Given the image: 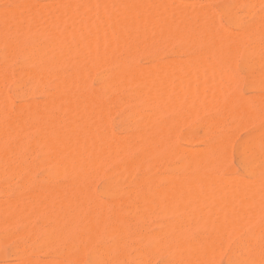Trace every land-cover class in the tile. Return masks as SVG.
Wrapping results in <instances>:
<instances>
[{"label": "bare ground", "instance_id": "1", "mask_svg": "<svg viewBox=\"0 0 264 264\" xmlns=\"http://www.w3.org/2000/svg\"><path fill=\"white\" fill-rule=\"evenodd\" d=\"M172 1L173 0H56V2L54 1L55 2L54 4H52L51 2V6L52 5L54 6V7L52 6L53 9L50 8L51 6L49 2L44 3L45 5L44 4L41 5L42 4L41 2L33 1L34 3H38V4L41 3L40 4L41 6L35 7V4H32V8H31L32 10H31L29 9L30 8L29 5H31L29 0H10L13 6H10V8L9 7L7 8L6 6L5 8L7 9L1 7L3 8V10L0 9V25L2 22L1 26L2 27L6 26L7 24H5V21H7L6 23L9 22V24H11V27L9 25L8 28H5V31L2 30L5 33H1L2 31L0 32L2 34V35L0 34V44L4 45L5 47L4 48L2 46L4 48L3 53H1L2 56L6 49L7 52H5L4 55H6L8 52L10 53L9 55L10 57L12 55L11 53L13 54L15 53V55L20 54L21 58H22V54L25 58H26L25 55H28L27 59L26 60L24 59V61L25 62L27 61L28 63L32 60L30 64L32 62H38V63L40 62L41 63L40 69L41 68L46 69L52 66L55 69L56 67H59L61 68V70L59 71L57 70L58 74L55 72L58 75L54 79V80L57 79V81L53 82L56 84V86L55 84H53L54 87H56L54 88L56 91L54 92V90L53 91L51 90L53 93L50 94V97L48 95L49 99H46L47 101L46 102L44 101V104L42 103V106L40 108L36 106L37 104L35 105L32 104L31 107L25 111L19 110L15 113L14 112L10 113L11 109L9 110V108H7L8 107L7 104L9 103L10 100L6 96V91H5L6 89H1L2 86L0 87V175H8V176L16 177V174H22V176L24 174L25 176L26 173H30V171H32L31 170L32 165L30 166L29 163L24 161L25 158L23 157H24L25 150L22 151V149L26 148L25 145H27L26 144L27 141L30 140L32 137V139H34L35 142L33 140H30L29 142L31 143V145H32L31 141H33L36 144L38 143L39 146L41 147L37 149L38 151H40L42 148L48 152L49 150H51V152H49L51 154L49 153L45 154L48 159L46 160L51 163V166L53 165L52 169L54 168L52 171V174L51 172L49 173L51 174L50 176H53V177L66 176L69 178V180H67L68 183H66L67 185H61L60 183V185L57 186L54 184V181H53V184L55 186H52L48 184L50 182L44 183V184L42 182V185L39 187L40 191L37 190L36 192L31 187V190L34 191L33 194L31 193L32 194L31 199H28L30 198L29 196L30 194L25 195L26 196V199H24L25 201L21 199L20 197H17L18 196L17 195L16 198L15 197H13V199L9 198V200L11 201L9 202L6 201V203L3 205L0 204V221L2 220L3 223L5 222L6 226L8 224L10 225L9 222H11V220L14 219L15 217L16 218L29 217L30 219H33L31 218L30 213L32 214V216H35L36 214L39 215L42 213L43 215H40L41 218L44 216L45 218L43 219H46V218L48 220L51 219L50 221L53 222V225H51L49 228L48 226L51 223L50 224L47 223L48 224V225L46 224L47 227L44 226V228L46 227L48 230L50 229L49 231L46 230V228L45 229L39 228L40 230L44 229L48 232V235H46L47 234L46 231H45L46 234H44V236L46 235V237L44 238L45 239L44 244H46V246H50L51 244H55V243L57 244V242L59 241L62 242L65 239H74V240H79V242L80 241L82 242L80 243L79 248H81V246L82 248H87V247H92L95 240L101 237L103 238V236H109L113 238V240H111L110 242L112 241L113 242L109 245H100L99 248H101L102 251L103 249H114L115 250V248H118L120 250L121 247L125 244L126 238L128 237L130 232L134 233L135 238H139L140 236L139 233H141L140 231H136L137 227H133L134 218H131L130 216L126 215L125 210L122 209V203L123 202L125 203L126 201L128 206H130L133 209H136V210L141 209L143 212L146 211L148 213L157 212L155 214V217L156 215L158 216V213L160 212L161 214L164 213L163 217L165 216V213L166 215L170 214V216L171 215L172 217L174 216L173 218L170 217L169 218L170 220L168 218H167L168 220L167 219L163 220L164 221L163 223L161 221H158L159 220L158 218L157 219V223L159 222L158 227L162 226L161 229L160 228H158L159 230L157 229V231H159L157 235L152 234L153 232H156V231H152L151 234L148 236L152 237V235L154 236L156 235L157 237L155 239L156 240L158 239L157 241L161 240L160 236H163L162 238L166 237V240L167 238L170 239L171 241L170 240L169 241L172 242V246L177 248L176 249L177 251L180 250L181 252L183 251V253H185V255L182 253L180 254V251L179 253H177V251L175 250V253H177L178 255L175 253L170 254L173 257H175V255L177 256L180 255L179 264H201L199 262H202V260L204 263L207 262L205 264H210L211 262L213 264L216 255H219V252L221 254V251L223 250L222 245L223 244L225 245L227 240L230 239L229 236L232 237V235L235 234L237 230L242 228L241 226L244 225L245 223H247L248 225V222H250L251 224V219L253 218H255V220L256 218L257 220L258 219L259 220L258 222L256 221L257 223L251 226L247 236L250 240L253 241L250 244L252 247H255L254 250H256L261 245L260 243L264 235V223H263V220H264V184L261 182V180L264 181L263 180L264 179V158L261 159L260 153L262 149L264 148V118L262 117L259 118V112L256 111V108L258 107L256 105L252 103H247V101L246 102L242 101L241 98L237 95V93L233 92L234 93L233 95L232 94L226 95V93H224V88H227L226 84L231 83L233 81L232 70L234 71L233 63L237 62L236 59H238L240 62V64L238 65H241V68L243 66V68L251 76H253V79H256L259 82V80L264 78V65H263L264 63L262 64V61H261V58L264 59V51H261L259 48H257V46H254L255 45L253 44L254 42H252V45H251L252 40L249 38L250 33H249L248 27L241 28L242 33L240 34V36L243 35V37L242 36L239 37V35L236 36V33L235 34L234 32L231 33L229 29H227V31H226V28L224 31H223L224 28L221 27L220 29L216 21V18H215L216 15L214 14L213 10L211 11L212 8L209 10L208 8L210 7L208 6L202 7V5L199 8V5H198L199 2L196 1L198 4L196 3V6H195V2L192 3L193 2L192 0H191L192 4L189 3L190 0L185 1L186 3L190 4V6L188 7L187 5L189 4L186 5L185 3L184 5L183 0H182L183 2L178 0L177 1L178 3H176L175 0H174L175 2L173 3ZM234 1L236 4L243 2V0H234ZM245 2H247V0ZM260 2L261 0H251V2H249L246 8H248L249 6L252 7L254 4L260 3ZM33 5L36 8L35 10H33ZM48 5L50 6L49 8L46 7ZM27 6H28L27 10H29L30 12L26 11ZM55 7H58L60 11L56 10L57 13L55 12L54 14L53 10L55 9ZM230 8L231 7L228 8L224 4L220 7L222 14L225 16V18L229 20H231L230 19L231 17ZM244 11L246 10L244 9ZM215 13L217 14V12ZM254 15H257V14H254ZM106 18H108L107 21H105ZM233 20L236 22L235 19ZM231 22L233 21H230V23ZM35 24L38 25V30L36 29L37 26ZM235 24L238 25V23H235ZM257 29H258V35L260 36V38L264 39V29L258 26H257ZM35 34L36 35L39 34L44 37L43 38L41 36L42 38H40L42 39L41 42L46 43L44 46L43 45L41 46L40 44H38V42H40V40L37 39L39 35L38 37L35 38L34 36ZM225 34L230 35L231 36L230 39L226 38L227 36H225ZM233 35L236 36V39L231 40L233 39ZM33 38H35V40L37 39L38 42L37 41L34 42ZM179 39H182V41L183 40L186 41V43H189L190 45H193V46L196 45L198 47L196 53L194 51L193 52L194 54H192L190 57L189 55H187V60L185 59L186 60L185 62H183L184 59L182 60L179 59L183 63H179L178 60L177 62H175L174 60H176L177 58L176 59L174 58V60L172 59L174 62L171 60L173 62V63L171 62L172 64H169L170 61H168V63L166 62L163 63L164 62L163 60L162 62L156 61L157 63L154 61L155 62V63L153 62L154 65H151L150 63L148 67L145 66L146 69L143 68L141 70L142 66H140V69L135 67L132 61V58L133 56H135V53L138 52L139 49L143 50V49L150 48L149 50L151 49L153 50V48L157 46V44L161 45V43L166 42L165 44L167 45L169 43L168 41H172L173 43L174 40H178L177 42H179ZM227 40H231V42L233 41V43L231 45H227V42H229ZM182 41L180 40V42ZM143 53H144L143 55L147 54V53L145 54V52ZM149 53H153V51L152 52L149 51ZM28 57H30L31 60H29ZM4 58L5 60L6 58L8 59L7 56ZM73 60L76 61V65L73 66L72 69L69 67L71 70L66 71L68 69H65V70L62 69L66 67L65 65L70 64V61H73ZM6 61H4L3 63L5 64L8 63ZM10 62L12 63V61ZM101 62H102V66L106 64L109 65L106 68L110 67V72L108 70L110 74L103 84L105 89H103L102 91L96 92L97 90L94 91L88 86V76L92 75V72H93L92 70L95 66L96 67L101 66L100 65ZM38 63H36L37 65L36 64L35 65L39 67L40 63L39 64ZM103 63L105 64L103 65ZM97 64L100 66H98ZM32 65H34V63ZM23 67L25 68L24 63H23ZM120 67H127L128 69L126 68L125 72H119L121 70ZM15 68L17 69L16 66ZM95 68H94V71L97 70ZM2 70L0 67V84L3 80L8 79V77L5 76V73L3 75ZM246 71H244V73ZM37 72L39 73V71ZM90 72L91 74L89 75ZM42 73H39V74L34 73V77L30 75L31 73L29 74V76H31L32 79L35 78L34 80L37 83L36 82H33V83L34 84L36 83L37 84L36 86H38V84H42L43 82H45L46 78H49L48 76L44 78L46 75H43ZM6 74L8 73L6 72ZM17 74L15 75L17 76ZM46 74L49 75V73H46ZM56 74L53 77H55ZM216 76H218L219 78L222 76L221 81L217 79L218 80L217 82L214 79L216 78ZM9 77H10V74H9ZM12 77H14V75ZM97 77H101V76H97ZM209 78H210V81H208ZM222 78L225 79L224 82L227 81L226 84L222 82ZM50 79H53V78H50ZM95 79L96 77L93 80ZM98 79L100 81V78ZM211 79L213 80V82ZM9 80L10 78L8 80H5L6 81L5 83H7V81L9 83ZM245 80L247 81L246 78ZM49 81H48V84L50 86L51 84ZM235 81L237 82V80ZM249 81H250V78H249ZM89 83H90V79H89ZM207 83L211 87H208ZM17 84L20 85L21 83L19 84V82H17ZM1 85H3V87L4 86L6 87L7 84L5 85L2 82ZM229 85L231 86V84H228V87ZM41 86L43 85H40V87ZM262 86L264 85L262 84ZM15 87H16V84H15ZM257 87L258 86H255V88ZM41 89H39V91ZM111 89L116 90L115 92H113V94L114 93L116 94L117 91H121V92L124 91L125 96L123 97V99H125V101L134 100L133 102H131V106L133 109L132 116L134 118L135 117L134 113L139 114L138 118L142 119L141 121L137 120L138 123L140 122V129L135 135L128 134L129 136L123 137L121 139H117V137L119 138V136H116L114 138V135L113 137L109 135V133L111 134V132H109L108 130H111V129H109V127L107 126L108 125L107 116H111V115H108L106 113V110L109 112V109L105 110L104 103L106 102L105 92H108L109 90L111 91ZM29 91H30V88H29ZM121 92L116 95L121 94ZM28 93H26V95ZM48 93L49 92H46V94ZM123 94H121V97ZM103 95H105L104 103L102 100ZM119 98L117 102H119L120 100ZM112 99L116 100V98H112ZM123 99L121 98L122 100L121 104L122 102H124ZM216 102H218L222 106L223 113H228L229 115H232L238 122H242L241 126L246 123H255L256 120L258 121L259 119L256 125L257 126V130H255L256 133L252 136L250 134L251 136V137L249 136L250 138L242 141V143H239L237 150H236L240 157V161L238 159L241 165L240 167L243 168V169L241 168V170H244V172L247 173L250 177H252L253 180H251L250 178L247 180H244L246 178L244 179L240 178L239 177L240 175L238 177L237 176L234 177L233 175L235 174H229L231 176H228V175L222 176V173L220 174L219 168H220V165L222 164V161L224 162L225 159L229 160L228 158L229 141H228V136L226 135H228L227 133L229 132V137H231L230 133L232 132L230 130H227L226 134L223 135V133L225 132L222 131L223 132L222 135L218 137H212L211 136L213 134L212 130L209 131V129L207 128L208 130L205 129L204 135L211 136L214 140L212 141V143L210 142V146L208 145L209 143H207V146H209L207 150L205 147L202 148L201 146H199V148H202V150L203 149L206 150V152L203 151L204 152L203 154L202 150H199L198 147L196 146L195 151L197 152V156H198L196 157L195 155L196 152L193 149L194 147L192 148V150L195 153H192L193 151L192 152L190 151L188 152L187 150L185 151V149H187L188 146H186L185 148L183 146L184 148L183 151H185V153L187 152L189 155L193 154L195 158H191L192 156L191 157L189 156L190 158L186 159L185 161L184 158L187 157V154L185 156L182 153L185 156L183 157L184 162L182 166L181 167L179 166L181 165V163H178L179 161L177 162L178 164L174 162L175 165H177L178 167L175 166L174 164H173L174 166H172L171 164V168L173 170H174V167L175 169L180 167L182 170L186 172V173L184 172L185 175L182 173L184 175L183 177H181V175H178L176 173L175 175H178L180 177H177L174 175L172 176L173 173L171 174V176L169 173H167L169 176H167L166 173H165V176H163L162 174V176L164 177L165 184L163 183L164 185L162 187L161 186L155 187V186H152L153 184L151 183V180L146 176L147 174L146 175L143 174L139 178H137V180L133 181L134 190L133 192H131L130 190L132 195L130 194L131 197L128 200H127L128 197L126 198V200L122 199L123 202L120 199L113 200L112 202H110L111 205L113 206L110 213L109 212L103 213L102 209L105 208L104 207L105 205H100L102 200H98V202H96L97 200L96 198L98 195L96 196L95 193L92 194L90 192V188L88 187V183H87L91 181V180L88 181V179L90 176H92L91 174L94 170L97 169L95 171L96 175L100 171L99 168L92 169L93 167L94 168L95 166L104 167L107 164H110V165L112 164L114 166L113 173H114V170L120 171L122 169H125V171L131 172V174L132 173L134 174L136 170L137 171L142 170L144 167H147L148 169V167L149 168L153 167L154 164H157V163L162 164L167 161L169 162L168 159L173 154H176L175 152H177L175 148H174L175 151L173 150V146L175 145V147L178 150V147L174 143L175 132L177 130L176 124L177 123L179 124V121L182 122L183 118L184 119L189 118L187 117L188 115L191 118L189 119L192 120V117H191L192 113L194 116L196 111L199 112L198 110L200 109H202L203 111L206 108H210L212 104L215 103L216 105ZM106 103L109 104V101ZM57 104H61V107L60 105L58 106ZM220 105H217V106L220 107ZM214 106L212 107L214 108ZM129 109L131 110L130 105H129ZM214 109L217 110L216 108ZM202 111L200 112V114L202 113ZM167 112L174 113L175 116L172 115V118H171L170 113H169L170 120L168 121L161 120L160 117L164 115L165 113L167 114ZM126 113L128 114L127 111ZM198 115L196 114V116ZM196 116H194L193 118H195ZM131 119L132 118H130V121H132ZM189 119H187V121ZM211 120L212 119H210V121ZM137 121L135 123H137ZM219 121L220 119H216L215 117L212 123L215 124L217 122L216 124H218ZM182 124L184 123L182 122ZM239 124L240 123H238V126ZM179 125L177 126L178 129H179ZM28 126L31 127L30 129H33L32 130L33 135L29 134L28 131H26V128ZM208 126L210 127L209 123H208ZM244 126H247V125H244ZM174 127L176 128V130H174ZM188 128H191V126ZM196 128L197 127H195V129ZM240 128L242 129V127L240 126L237 127L236 129L240 130ZM247 130L250 131V129H247ZM233 135L234 133L232 134V136ZM179 137H180V140L185 141L181 139V137H183L182 133H181V136ZM186 138L190 142L192 141L195 142L194 140H196L195 136L192 133L189 135H186L184 139ZM229 139H232V138H229ZM187 142L185 141V143ZM235 142L237 141H234V143ZM179 146H181V144ZM32 148L33 150L35 149L33 146ZM28 149H30V147H28ZM31 150L32 149H30V153L33 151ZM181 150H180V153H181ZM198 151L202 152L201 155H200V152ZM28 155L26 154V157ZM45 155H40V158L41 156L46 158ZM28 159H25V160H28ZM35 160L38 161L37 159ZM42 162L45 163V160ZM45 165L46 164H44V166ZM36 166H37V163H36ZM108 166H105L104 169L107 168ZM161 166L162 165H160V167ZM36 168L38 169V167ZM168 168H170V165L168 166ZM227 169L228 171H230L229 170L230 168H227ZM245 173L244 175H246ZM94 175L95 174H93L92 176V180L95 177ZM111 175H109V177ZM125 175L127 176V173ZM125 175L124 177H126ZM162 176L160 175V177ZM47 177L46 178L44 177V179H46V182L47 180L50 179V177L49 179ZM57 177H55V179ZM113 177H115V175L112 176V178ZM26 178L25 180H28ZM96 178H94V180H96ZM112 178L110 177L109 179L113 180L114 178L113 179ZM129 178L130 177L128 178L126 177V179H129ZM115 179L118 181L119 178L117 177ZM6 180L8 181L9 179L7 178ZM248 180H251V181H248ZM103 181H105V183H102L103 185L100 182L101 187L105 185V187L103 188L100 187L101 190L103 189L102 190V192H104L103 195L104 194L105 195L108 194L106 196L116 195L117 189L115 186L112 185L114 184L113 183L114 181L112 183H109L108 185H106L107 179L102 180V182ZM108 182L110 181L108 180ZM55 183L57 184V182ZM133 183L131 182L129 184H133ZM90 184H92V181ZM92 185L90 186L93 187L94 185L93 186ZM119 185H123V184H121L120 182ZM86 186H87V190L89 188V191L85 190ZM22 187H25V183L22 184ZM132 188L130 187L129 189H132ZM15 190L16 189L13 188L14 192ZM19 190H21V187ZM28 190L29 189H27V191ZM91 190H93V188H91ZM86 191L89 194H86ZM19 192L21 193V191ZM30 192L32 191H29V193ZM98 192H101V191L98 190ZM90 193L94 195V197H96L95 198L96 200H94V198L92 199L91 202L90 200H88L90 197L91 198L93 197L90 195ZM127 194L128 192L126 191V195ZM86 196L89 198L87 199ZM101 199H103V197ZM39 207L41 209V212H40ZM123 208H126V207H123ZM38 209L39 211H37ZM126 209H128V207ZM33 210H36V213ZM129 211L132 212L130 208H129ZM143 212H140V214ZM126 213H128V211H126ZM133 213L131 215H134V216L139 215V214L135 215L136 213L135 214ZM150 215H151L150 216V219H151L152 214ZM40 216H37V218L39 217L38 218L39 221H40ZM29 218L26 219L27 223L25 224L26 222L25 220L22 225V228L24 227L23 230L24 232H26V234L31 233L32 231V228L28 224V221H30ZM141 219H142L141 221H143L144 217L141 216ZM145 219H144V222H145ZM191 219L194 221V223L197 226H195L193 221L192 223L194 225L190 224ZM43 221L44 220H42V222ZM15 222H16V219H15ZM20 222L21 220L19 221V223ZM3 223L1 222V224ZM12 225L14 226V224ZM40 225L41 223H39L38 226ZM198 225H199V228H201L200 226H202L203 229H205L204 231H206V233L205 234L202 233L203 236L201 237L199 235L200 238H193L192 237L193 235L191 234L190 230L193 226L198 227ZM143 226L145 227V225ZM249 226L250 225L247 226V229ZM244 227L245 226H243V228ZM138 229L140 230V228ZM6 232L7 231H5L6 235L4 234L5 237L7 235L10 236L9 234H7L8 232L7 233ZM243 232L246 233L245 230ZM0 234L1 236H3L2 235L3 233H0ZM31 234H33V231ZM141 235L143 234L141 233ZM134 236H133V239H134ZM140 237L146 238L145 236H140ZM159 237H160V240H159ZM194 237L196 236L194 235ZM6 238L8 239V237ZM244 238L242 237L243 241H244ZM25 240L26 242H28L27 239ZM156 240L154 242H156ZM166 240H164V243H165L164 245L167 244ZM36 241L39 242V239L36 238ZM150 241H152L151 244L153 246L154 244L153 239ZM140 242H142V240ZM146 242H142V243H146ZM3 243H4L3 237H0V249ZM158 243L159 242L156 243L157 244L156 246H158ZM162 243L163 242H161V244ZM235 243L236 241L234 242V244ZM247 243L249 244V242ZM12 244H14V242ZM44 244H43V248H44ZM59 244L61 243L59 242ZM248 244H246V247L248 246ZM15 245L18 246L19 244L17 243V244H14V246ZM72 245L74 246V244ZM235 245H234V248H235ZM129 246H134V243L132 245L129 244ZM156 246L154 244V248H156ZM169 246L171 247V245ZM169 246L165 248L169 249ZM65 247L66 245L64 246V248ZM142 247L141 249L139 248L138 249L142 250ZM16 248L14 250H16ZM79 248H77L78 249L77 251H79ZM97 248L98 247H96V249ZM159 248L157 249L159 250ZM219 248H221L222 250ZM234 248L232 249L234 250ZM242 248L244 249V246ZM17 249H19V247ZM94 249H95V246H94ZM147 249H150V246ZM147 249H144L143 252H145V250ZM218 249H219V252H218ZM245 249L248 250L247 248ZM152 250L155 251V249H152ZM240 250L241 249H239V252ZM262 250L263 248H260L259 251H262ZM53 252H56V251H53ZM118 252L119 251H117V253ZM136 252H139V251L136 250L135 253ZM166 252L168 251L166 250ZM235 252H236V249H235ZM17 253L15 255L16 257L20 255L19 253L18 254ZM32 253L34 252L31 251V254ZM97 253H98V250H97ZM151 253L152 252H150V254ZM226 253L227 255L230 254L229 252H226ZM68 254L70 253L68 252ZM102 254L100 251L99 255H102ZM114 254H116V252ZM191 254L192 255L196 254V255L192 256ZM197 254H199L198 255L199 257L202 256L203 258L202 257L199 258ZM21 255L18 257L21 260L20 261L18 259L19 264H38L37 260L35 261L34 259L30 257L21 256ZM72 255L75 256V252ZM85 255L88 256L91 254L90 253L88 254L86 252ZM183 255L185 256V258ZM208 255L211 259L208 258ZM210 255L211 256L214 255V258H212ZM224 255L226 256V254ZM104 256H107V255L104 254ZM139 256L137 255V257ZM148 256H149V253H148ZM230 256L229 257L227 256L229 258V259L227 258L228 260H230ZM78 257L79 255L77 256V258ZM96 257L97 256H95L94 258ZM140 257H142V254ZM182 257L183 259L181 260ZM191 257L192 258L194 257L195 259L198 258V262L197 260H195L194 258L192 259ZM122 258H126V257H122ZM122 258H121V261H122ZM233 258L231 262L233 261ZM100 259H102L101 256H100ZM113 259L111 258V260ZM132 259H134V257ZM142 259L144 258L142 257ZM206 259L207 260L210 259L209 263L208 261H206ZM54 260L56 263L59 262L57 258ZM102 260L105 261V259H102ZM138 260L139 258L136 259V261ZM49 261L50 260H47L45 262L39 261V263L44 264L47 262L49 264ZM85 261L86 260H84V263ZM140 261H141V258H140ZM148 261L144 262L143 264H146ZM238 261H237V264H238ZM51 262L52 260L50 261V263ZM93 262H95V264H98L96 260ZM64 263L69 264L66 261L65 262L62 261V264ZM241 263H244V262H241ZM257 263L259 262L257 261ZM51 264H54V263L52 262ZM132 264H135V262L134 263L132 262ZM227 264H231V263H227Z\"/></svg>", "mask_w": 264, "mask_h": 264}, {"label": "rangeland", "instance_id": "2", "mask_svg": "<svg viewBox=\"0 0 264 264\" xmlns=\"http://www.w3.org/2000/svg\"><path fill=\"white\" fill-rule=\"evenodd\" d=\"M32 1V2H31ZM35 1H37V2H41L40 4L41 5H43L44 3H47V2H49L50 3V6H51V2H52V4H54L55 2H56V0H54V1H52V0H29V2L31 3V5H29L30 6V8L29 9H31L32 8V4H35V7H40L41 5L40 4H38V3H34ZM176 1V3H178L177 1L178 0H175ZM174 0L172 1V3L173 2H175ZM179 1H182V0H179ZM184 1V2H183ZM182 2L184 3V5H185V1H189V0H183ZM193 2L192 3H194L195 2V6H196V3L197 2H199V8H200V6L202 5V7L203 6H208V7H210V8H208L209 10L211 9V11L213 10V12H214V14L216 15V17H215V15H214V17L216 18V21H217V23H218V25H219V27H220V29H221V27L222 28H224L223 29V31L225 30V28H226V31H227V29H229L230 31H231V33L232 32H234V34L236 33V36L237 35H239V37H243V35H241L240 36V34L242 33V31H241V28L242 27H248L249 28V38L252 40L251 41V45H252V42H254L253 44H255L254 46H257V48H259L261 51H264V39L263 38H260V36L258 35V29H257V26L258 27H261V28H263L264 29V0H261V2L260 3H256V4H254L252 7H248V8H246L247 6H248V4H249V2H251V0H247V2H245L246 0H243V2H241V3H235V1L234 0H192ZM197 1V2H196ZM176 3H174V4H176ZM189 3L190 4H192L191 3V0L189 1ZM189 3H186V5L187 4H189ZM190 4L189 5H187V7L188 6H190ZM221 4V5H220ZM225 5V6H227L228 8L229 7H231L230 8V19L231 20H229V19H227V18H225V16L222 14V12H221V9H220V7L222 6V5ZM229 4V5H228ZM234 4V5H233ZM263 4V5H262ZM9 5V6H8ZM38 5V6H37ZM45 5V4H44ZM220 5V6H219ZM231 5V6H230ZM245 5V6H244ZM7 6V8L9 7L10 8V6H13L12 5V3L10 2V0H0V9H2L3 10V8H5ZM49 5L48 6H46V7H50ZM53 6V5H52ZM52 6L50 7L51 9H53L52 8ZM56 6V5H55ZM59 6V5H58ZM113 6V5H112ZM233 6V7H232ZM1 7H3V8H1ZM34 7V5H33V10H35L36 8ZM54 7V6H53ZM60 7V6H59ZM7 8H5V9H7ZM61 8V7H60ZM218 8V9H217ZM236 8V9H235ZM28 9V6L26 7V11H29V10H27ZM219 9H220V11H219ZM244 9L246 10V11H244ZM248 9V10H247ZM252 9V10H251ZM32 10V9H31ZM56 10H59L60 11V9L58 8V7H55V9L53 10L54 11V14H55V12L57 13V11ZM62 10V9H61ZM215 10V11H214ZM30 12V11H29ZM50 12H51V10H50ZM215 12H217V14L215 13ZM242 12V13H241ZM249 12V13H248ZM255 12H257V13H255ZM61 13V12H60ZM234 13V14H233ZM245 13V14H244ZM247 13V14H246ZM236 14H238V15H236ZM243 14V15H242ZM254 14H257V15H254ZM212 15H213V13H212ZM223 15V16H222ZM241 16V17H240ZM257 16V17H256ZM224 17V18H223ZM257 18V19H256ZM233 19H235L236 20V22L233 20ZM108 20V18H106V20L105 21H107ZM224 20V21H223ZM230 21H233V22H231L230 23ZM254 21V22H253ZM7 21H5V24H7L6 26H4V27H2L1 25H2V22H1V29H0V32L3 30V31H5V28H8L9 27V25H10V27H11V24H9V22L8 23H6ZM238 23V25H236L235 23ZM12 23V22H11ZM4 24V25H5ZM36 26H37V30H38V25L37 24H35ZM232 25V26H231ZM35 26V27H36ZM237 26V27H236ZM238 30V31H237ZM1 32V33H5V32ZM7 31V30H6ZM225 31V32H226ZM241 31V32H240ZM240 32V33H239ZM0 33V34H1ZM239 33V34H238ZM37 34V33H36ZM34 35L35 36V38L36 37H38V35ZM230 34V33H229ZM252 34V35H251ZM2 35V34H1ZM232 35V34H231ZM33 36V35H32ZM33 36V37H34ZM42 35H39V37L37 38L38 40H40V42H38L37 41V39L35 40V38H33L34 39V42L35 41H37L38 42V44H40L41 46L43 45H45L46 43H44V42H41L42 41V39H40V38H42L41 37ZM225 36H227L226 38H229L230 39V35H227V34H225ZM236 36L235 35H233V39H231V40H234V39H236ZM259 36V37H258ZM44 38V37H43ZM180 40L182 41V39H179V42H177L178 40H174L173 41V43H172V41H168L169 43L166 45L164 42L163 43H161V45L160 44H157V46H153L154 48H153V50L151 49V50H149V49H139L138 50V52H136L135 53V56H133V58H132V61H133V63H134V65H135V67L136 68H139L140 69V66H142L141 67V70L144 68V69H146V67H148L149 66V64L151 63V65H154L153 64V62L155 61H157V62H162L163 60H164V62L163 63H168V61H170V63L169 64H172L174 61L175 62H177V60H178V62L179 63H183V62H185L186 60H187V55H189V57L192 55V54H194L193 52L195 51V53L197 52V49H198V47L195 45V46H193V45H190L189 43H186V41H182L183 42V44H182V42H180ZM231 40H227V41H229V42H227V45H231L232 43H233V41L231 42ZM46 41V40H45ZM186 43V44H185ZM36 44V43H35ZM37 45V44H36ZM166 45V46H165ZM263 45V46H262ZM4 45H1L0 44V67H1V70L3 71V75H4V73H5V76L6 77H8V79L10 78V80H9V83H8V81H7V83H5L6 81L5 80H8V79H5V80H3L2 82L6 85V87L4 86L3 87V85H1L2 84V82H1V84H0V87H1V89H6L5 91H6V96H7V98L11 101H9V103L7 104L8 105V107L7 108H9V110L11 111L10 113H15V112H17V111H25V110H27V109H29L30 107H31V105L32 104H37L36 106H38L39 108L42 106V103L44 104V101L46 102L47 100L46 99H49V97H50V94L51 93H53L52 91L54 90V92L56 91L54 88H56V87H54V85L53 84H55V83H53V82H55V81H57V79L56 80H54L58 75V71L59 70H61V68H59V67H56V69L54 68V67H50V68H46V69H42V71H43V73H42V71H41V69H40V65H41V63L39 64L38 62H32L31 64H30V62L32 61L31 59H30V57H28V59L29 60H31L30 62H28L27 63V61L25 62L24 61V59L26 60L27 59V56L28 55H25L26 56V58L23 56V54H22V58H21V55L20 54H16L15 55V53L13 54V53H11L12 55H11V57L9 56L10 55V53L8 52L6 55H4L5 54V52H7V50L5 49V52H4V54H3V56H2V54L1 53H3V50H4ZM145 48H147V47H145ZM196 48V49H195ZM195 49V50H194ZM146 50V51H145ZM153 51V53H149V51ZM148 51V52H147ZM141 52V53H140ZM143 52H145V54L146 55H143L144 53ZM156 54H155V53ZM138 53H139V55H138ZM187 53V54H186ZM137 54V55H136ZM152 55V56H151ZM156 55V56H155ZM8 57V59L6 58V60H5V58L4 57ZM149 56H151V57H149ZM154 56H155V58H154ZM135 57V58H134ZM186 57V58H185ZM188 57V58H189ZM3 58H4V60H3ZM10 58V59H9ZM12 58V59H11ZM174 58L176 59V60H174ZM14 59V60H13ZM174 61H173V60ZM179 59H184L183 60V62L182 61H180ZM186 59V60H185ZM9 60V61H8ZM28 60V61H29ZM173 62H172V61ZM237 60V62H235V63H233V69H234V71L232 70V76H233V81L231 82V83H228V84H231V86L229 85V87H228V84H226V82H224L225 81V79H223L222 78V82L224 83V84H226L227 85V88H224V93H226V95H230V94H234V93H237V95L241 98V100L242 101H244V102H246L247 101V103H252V104H254V105H256L258 108H256V111L257 112H259V118H264V105H263V103H264V86H262V84L264 85V78H262L261 80H259V82L256 80V79H253V76H251L244 68H243V66H242V68L244 69H242L241 68V65H238V64H240V62H239V60L238 59H236ZM4 61H6V62H8V63H3ZM10 61H12V63L10 62ZM261 61H262V64L264 63V59L263 58H261ZM75 64H74V63ZM139 62V63H138ZM154 62V63H155ZM156 62V63H157ZM172 62V63H171ZM23 63H24V65H25V68L23 67ZM26 63V64H25ZM34 63V65L36 64V63H38L39 64V67L38 66H34V65H32ZM70 64H72V65H70ZM70 64H67V65H65L66 67H64V68H62L63 70H65V69H68V70H66V71H69V70H71L72 69V67L73 66H75L76 65V61H70ZM105 63H103V65H104ZM12 67H11V66ZM19 65V66H18ZM98 65V64H97ZM101 65V66H100ZM100 65H98V66H100V67H94L95 69H97L96 71H94V68H93V72H92V75H90L91 74V72L89 73V75L90 76H88V86L91 88V89H93L94 91H96V92H99V91H102L103 89H105L104 88V82H105V80L108 78V76H109V72H110V67L109 68H106L107 66H109L108 64H106V65H104L105 66V68H104V66H102V62L100 63ZM264 65V64H263ZM15 66L17 67V69L15 68ZM138 66V67H137ZM146 66V67H145ZM238 66V67H237ZM20 67H21V69H20ZM33 67V68H32ZM35 67V68H34ZM38 67V68H37ZM68 67V68H67ZM71 69H70V68ZM7 68V69H6ZM52 68V69H51ZM121 68V70L119 71V69H118V71L119 72H125L126 71V68L127 67H120ZM20 69V70H19ZM23 69H24V71H23ZM49 69V70H48ZM55 69V70H54ZM124 69V70H123ZM128 69V68H127ZM8 70V71H7ZM31 70V71H30ZM47 70V71H46ZM58 70V71H57ZM101 70V71H100ZM107 70V71H106ZM108 70H109V72H108ZM1 71V72H2ZM16 71V72H15ZM24 73H23V72ZM34 71V72H33ZM37 71H39V73H42L43 75H46L44 78H46L47 76L49 77V78H46L45 79V82H43L42 84H38V86H36L37 84V82L34 80L35 78H31V76L32 77H34V73H37V74H39ZM50 71V72H49ZM52 71V72H51ZM242 71V72H241ZM244 71H246L245 73H244ZM6 72L8 73V74H6ZM19 72V73H18ZM57 74H56V73ZM105 72H106V74H105ZM18 73V74H17ZM27 75H26V74ZM31 73V74H30ZM45 73V74H44ZM46 73H49V75H47ZM237 73V74H236ZM9 74H10V77H9ZM15 74H17V76L15 75ZM29 74L31 75V76H29ZM56 74V76L55 77H53L54 75ZM96 74H97V76H101V77H97L96 76ZM104 76H103V75ZM14 75V77H12ZM19 76V77H18ZM21 76H22V78H21ZM25 76H27V77H25ZM96 77V79L95 80H93L95 77ZM243 76H245V77H243ZM5 77V78H6ZM28 77H29V79H28ZM218 76H216V78H214L217 82H218V80L217 79H219L220 81H221V77L219 78H217ZM234 77H235V79H234ZM248 77V78H247ZM15 78V79H14ZM16 78H17V80H16ZM20 80H19V79ZM50 78H53V79H50ZM98 78H100V81H99V79ZM244 78V79H243ZM245 78L247 79V81L245 80ZM249 78H250V81H249ZM23 79V80H22ZM25 79V80H24ZM50 81H49V80ZM89 79H90V83H89ZM15 80V81H14ZM33 80V81H32ZM51 80H53V81H51ZM104 80V81H103ZM212 80V79H211ZM235 80H237V82L235 81ZM263 80V81H262ZM14 81V82H13ZM21 81V82H20ZM48 81L50 82V86H49V84H48ZM93 81H95V82H93ZM208 81H210V78H209V80ZM207 81V82H208ZM252 81V82H251ZM17 82H19V84L20 85H18L17 84ZM22 82H23V84H22ZM33 82H36L35 84L33 83ZM52 82V83H51ZM102 82V83H101ZM212 82H213V80H212ZM236 82V83H235ZM258 84H257V83ZM209 83V82H208ZM207 83V84H208ZM216 83V82H215ZM233 83V84H232ZM249 83V84H248ZM15 84H16V87H15ZM14 85V86H13ZM22 85V86H21ZM40 85H43V86H41L42 87V89H41V87H40ZM29 86H31V87H29ZM55 86H56V84H55ZM92 86H93V88H92ZM98 86H99V88H98ZM102 86H103V88H102ZM251 86H253V87H251ZM255 86H258L257 88H255ZM21 87V88H20ZM38 87V88H37ZM40 87V88H39ZM208 87H211V86H209V84H208ZM29 88H30V91H29ZM35 88V89H34ZM39 89H41L40 91H39ZM229 89V90H228ZM232 89V90H231ZM235 91H234V90ZM13 90V91H12ZM16 90V91H15ZM48 90V91H47ZM51 92H50V91ZM228 90V91H227ZM28 91H29V93H28ZM36 91V92H35ZM112 91V92H111ZM111 91L109 90L108 92H105L106 94V102H108L109 101V104L108 103H106L105 101H104V96L105 95H103V98H102V100H103V103L105 102L106 103V105H107V107H106V105H105V103H104V107H105V110L106 109H109V112L111 113H109L107 110H106V113L108 114V115H111V116H107V118H108V127H109V129H111V130H108L109 132H111V134L109 133V135H111L112 137H113V135H114V138L116 137V136H119V138L117 137V139H121V138H123V137H126V136H129V135H135L137 132H138V130L140 129V122L138 123V121L140 120H142L141 118L139 119L138 117H139V114H135L134 113V115H135V117L133 118V109H132V106H131V102H133L134 100H129V101H125V99H123V97L125 96V92L124 91H117L116 92V94H118V93H120L121 92V94H123L122 95V97H121V94H119V95H116L115 93L113 94V92H115L116 90H113V89H111ZM226 91V92H225ZM231 93H230V92ZM17 92V93H16ZM32 92V93H31ZM46 92H49L48 94H46ZM112 93V94H110V93ZM234 92V93H233ZM26 93H28L27 95H26ZM109 93V94H108ZM240 95H239V94ZM242 93V94H241ZM25 94V95H24ZM14 95V96H13ZM48 95H49V97H48ZM111 97H110V96ZM115 95V96H114ZM242 95V96H241ZM110 98H109V97ZM17 97H18V99H17ZM120 97V98H119ZM260 97H261V99H260ZM20 98V99H19ZM112 98H116V100H114V99H112ZM118 98L120 99L119 100V102H117L118 101ZM121 98L123 99V101L124 102H122V104H121ZM109 99V100H108ZM113 100V101H111V100ZM249 99V100H248ZM255 99V100H254ZM260 99V100H259ZM36 100V101H35ZM23 101V102H22ZM39 101H40V103H39ZM262 101V102H261ZM13 102V103H12ZM19 102H20V104H19ZM30 102V103H29ZM38 102V103H37ZM111 102V103H110ZM257 102V103H256ZM260 102V103H259ZM18 103V104H17ZM22 103V104H21ZM28 103H29V105H28ZM114 103V104H113ZM119 103V104H118ZM124 103V104H123ZM128 103V104H127ZM218 102H216V105H215V103L214 104H212V106H214V108H216L217 110H215L212 106H210V108H206L205 110H203L202 111V109H200L201 111H202V113L200 114V110H198L199 112H197L196 111V113H195V115L194 116H196V114L198 115V113H199V115L198 116H196L195 118H193L194 116H193V113L191 114V117H192V120H190L191 118H190V116L188 115L187 117H189V118H186V119H182V122L184 123V124H182V122L181 121H179V124L177 123L176 125L178 126L179 125V129H178V127L176 126V128H177V130H176V128L174 127V130H176V132H175V137H174V143L176 144V146L178 147V150H177V148L175 147V145L173 146V150H174V148H175V150L177 151V152H175L176 154H173L168 160H169V162L167 161V162H165V163H157V164H154V166L153 167H148V169H147V167H144L142 170H139V171H135V173L133 174H131V172H127V171H125V169H122V170H120V171H115L114 170V173H113V169H114V166L111 164H107V165H105V166H108L107 168H105L104 169V167L103 166H95V168L93 167L92 169H96V168H99V172H98V174L96 175V173H95V171L97 170H91V171H93L92 172V176H93V174H95L94 176V178H98V180H97V178H96V180H94V178H93V180H92V176H90L89 177V179H88V181L89 180H91L92 181V184L94 185H92V184H90L91 183V181H89V182H87L88 183V187L90 188V192L93 194V193H95V195L97 196V198L96 197H94V195H92L91 193H90V195L91 196H93L91 199L89 198V197H87V199L88 200H90V202L92 201V199L94 198V200H96V202H98V200H102V202L100 203V205H105L104 207V209H102V211H103V213H110V211H111V209H112V205H111V203L110 202H112L113 200H118V199H120L122 202H123V200L125 199L126 200V198H127V200L131 197V195H132V193L131 192H133V190H134V183H133V181L134 180H137V178H139L141 175H143V174H147L146 176L151 180V183L153 184H151L152 186H155V187H159V186H163L165 183V181H164V177L163 176H165V173H166V175L167 176H169L167 173H169L170 174V176H171V174H172V176L174 175V176H177V177H180V176H178V175H181V177H183L184 175H185V171L184 170H182L180 167L182 166V164H183V162H184V160L186 161V159H189L191 156V158H195L194 157V155L193 154H191V155H189L187 152L185 153V151L187 150L188 152L190 151V152H192L193 150H192V148L194 149V151H195V148H196V146L198 147V149L199 150H202V148H206V150L209 148V146H210V142L212 143V141L214 140L212 137H218V136H220V135H222V131H224L225 133H223V135L224 134H226V132H227V130H230L232 133H230L231 134V137H229V132L227 133L228 135H226V136H228V141H229V144H228V147H229V155H228V158H229V160L228 159H223L224 160V162L222 161V164L220 165V168H219V172H220V174L222 173V176L224 175H228V176H231V175H229V174H235V175H233L234 177L235 176H239L240 178H246V179H244V180H247V179H251V180H253V178L252 177H250L247 173H245L244 172V170H241V168L242 167H240L241 165H240V157H239V155H238V153H237V147H238V145H239V143H242V141H244V140H247L248 138H250L252 135H254L255 133H256V131L255 130H257V123H258V121H259V119H258V121L256 120V124L255 123H246V124H243L242 126H241V123L242 122H238L232 115H229L228 113H223V109H222V106L218 103ZM14 104H15V106H14ZM39 104V105H38ZM116 104V105H115ZM261 104H262V106H261ZM19 105H20V107H19ZM21 105H22V107H21ZM58 106L60 105V107H61V104H57ZM113 105V106H112ZM117 105H118V107H117ZM122 105V106H121ZM129 105H130V108H131V110L129 109ZM217 105H220V107L219 106H217ZM57 106V107H58ZM110 108H109V107ZM111 106H112V108H114V109H112L111 108ZM127 106V107H126ZM260 106V107H259ZM59 107V108H60ZM116 107V108H115ZM263 109H262V108ZM26 108V109H25ZM121 108H122V110H121ZM127 108H128V110H127ZM220 108V109H219ZM112 109V110H111ZM126 109V110H125ZM214 109V110H213ZM111 110V111H110ZM207 110H208V112H207ZM209 110H210V112H209ZM126 111L128 112V114L126 113ZM131 112V113H130ZM222 112V113H221ZM123 113H125V114H123ZM137 113V112H136ZM169 113H170V116H171V118H172V115H174L175 116V114L174 113H171V112H167V114L165 113L164 115H162L160 118H161V120H170V117H169ZM222 114V115H221ZM123 117H122V116ZM225 115V116H224ZM132 118L131 120L132 121H130V118ZM122 117V118H121ZM141 117V116H140ZM216 117V119H220V121L218 122V124H214V123H212V121H213V119ZM220 117H222V118H220ZM226 117V118H225ZM126 118H128V119H126ZM165 118V119H164ZM167 118V119H166ZM169 118V119H168ZM212 119L211 121H210V119ZM232 118H234V119H232ZM187 119H189L188 121H187ZM202 119V120H201ZM112 120H113V122H112ZM117 120V121H116ZM137 121V123H135L136 121ZM205 120H207V121H205ZM115 121V122H114ZM120 121H121V123H120ZM126 121V122H125ZM135 121V122H134ZM185 121V122H184ZM186 122H188V123H186ZM233 122V123H232ZM235 122H237V123H235ZM112 123H113V125H112ZM115 123V124H114ZM186 123V124H185ZM192 123V124H191ZM207 123V124H206ZM208 123L210 124V127H212V128H210L209 126H208ZM238 123H240L239 124V126L240 127H242V129L240 128V130H237L236 128L237 127H239L238 126ZM139 124V125H138ZM196 124V125H195ZM201 124H203V125H201ZM212 124H213V126H212ZM237 126H236V125ZM198 125V126H197ZM199 125H200V127H199ZM214 125H215V127H214ZM228 125V126H227ZM244 125H247V126H244ZM113 126V127H112ZM191 126V128H188V127H190ZM235 126H236V128H235ZM243 126H244V128H243ZM249 126V127H248ZM195 127H197L196 129H195ZM214 127V128H213ZM232 127V128H231ZM31 128V127H27L26 128V131H28V133L29 134H32L33 135V129H29ZM209 129V131H211L212 130V137L211 136H205L204 134H205V129ZM231 128V129H230ZM254 128V129H253ZM137 129V130H136ZM207 129V130H208ZM247 129H250V131L249 130H247ZM253 129V130H252ZM187 130V131H186ZM113 131V132H112ZM182 131H184V132H182ZM238 131V132H237ZM135 132V133H134ZM114 133V134H113ZM181 133H182V135H183V137H181V139H183V140H185L186 142L188 141L187 140V138L186 139H184V137L186 136V135H189V134H193L194 136H195V139L196 140H194L195 142H190V141H188V142H190V143H185V141H182V140H180V137L179 136H181ZM185 133V134H184ZM234 133V135L232 136V134ZM129 134V135H128ZM219 134V135H218ZM250 134H251V136H250ZM185 135V136H184ZM204 137H203V136ZM216 135V136H215ZM120 136H122V137H120ZM250 136V137H249ZM198 137V138H197ZM201 137H202V139H201ZM229 138H232V139H229ZM30 140H33L34 141V139H32V137H31V139ZM30 140H28L27 141V145H25V147L26 148H24V149H22V151H24V157L23 158H25V159H30V161H29V159L28 160H25L24 159V161L25 162H27V163H29V165L31 166V170L32 171H30V173H26L25 174V176H24V174H23V176H22V174H16V177L15 176H8V175H0L1 177H0V204H5L6 203V201H11V200H9V198H12L13 199V197H15L16 198V196L17 197H20L21 199H26V194H30L29 196H30V198H28V199H31V195L34 193V191L36 192L37 190H39V187L42 185V182H43V184L44 183H48V182H50V183H48L49 185H52V186H55V185H60V183H61V185H67L66 183H68V181L67 180H69V178L68 177H66V176H55V177H57L56 179H55V177H53V176H50L51 174H52V171H53V169H52V167H53V165L51 166V163L50 162H48L47 160V156L45 155V154H47V153H49V152H51V150H49V152L48 151H45L43 148V151H42V149L40 150V151H38L37 149H39V148H41L40 146H39V144L37 143H34L33 141H31L32 142V145H31V143L29 142ZM176 141V142H175ZM201 141V142H200ZM206 143H205V142ZM234 141H237V142H235L234 143ZM240 141V142H239ZM200 142V143H199ZM203 142V143H202ZM30 145H29V144ZM177 143H179V144H177ZM196 143V144H195ZM207 143H209L208 145L209 146H207ZM234 143V144H233ZM238 143V144H237ZM181 144V146H179ZM232 144H233V146H232ZM35 145V146H34ZM32 146L35 148L34 150H33V148H32ZM183 146H184V148L186 147V146H188L187 147V149H185V151H183L184 150V148H183ZM191 146V147H190ZM199 146H201L202 148H199ZM28 147H30V149H32L31 151V153H30V149H28ZM37 147V148H36ZM182 149H180V148ZM26 149H28V150H26ZM181 150V153H180V150ZM197 149V150H198ZM174 150V151H175ZM206 150H202V152L204 151V152H206ZM28 153H27V152ZM45 151V152H44ZM192 152V153H195V152ZM53 152V151H52ZM198 152H200V155H201V151H198ZM204 152H203V154H204ZM35 153V154H34ZM186 156V154H187V157H185L183 154ZM26 154L28 155V154H30V155H28L27 157H26ZM33 156H32V155ZM49 154H51V153H49ZM180 154V155H179ZM199 154V153H198ZM202 154V155H203ZM40 155H45L46 156V158L45 157H43V156H41V158H40ZM182 155V156H181ZM195 155H196V157H198L197 156V152L195 153ZM260 155H261V159H263L264 158V148L262 149V151H261V153H260ZM30 156V157H29ZM190 156V157H189ZM227 156V155H226ZM263 156V157H262ZM183 157H185L184 158V160H183ZM234 157V158H233ZM237 157V158H236ZM31 158H32V160H31ZM35 159H37L38 161H36ZM47 159V160H46ZM235 159V160H234ZM238 159H239V161H238ZM34 160V161H33ZM45 160V163H43L42 161H44ZM179 161V162H178ZM34 162H36L37 163V166H36V163H34ZM46 162H48V163H46ZM181 163V165H179L180 167L179 168H176L175 169V167H174V170L171 168V164H172V166H174L175 165V163ZM237 162V163H236ZM35 165H34V164ZM40 163V164H39ZM43 163V164H42ZM177 163V164H178ZM239 163V164H238ZM41 164H42V166H41ZM44 164H48L47 166L45 165L44 166ZM167 164V165H166ZM174 164V165H173ZM238 164V165H237ZM40 165V166H39ZM156 165V166H155ZM160 165H162L161 167H160ZM167 167H166V166ZM170 165V168H168V166ZM38 167V169L36 168V167ZM51 166V167H50ZM112 166V167H111ZM175 166H177V165H175ZM50 167V168H49ZM110 167V168H109ZM178 167V166H177ZM112 168V169H111ZM225 168V169H224ZM227 168H230L229 170L230 171H228V169ZM232 168V169H231ZM34 169H36V170H34ZM50 169H52V170H50ZM107 169H108V171H107ZM111 169V170H110ZM243 169V168H242ZM48 170V171H47ZM146 170V171H145ZM172 170V171H171ZM177 172H176V171ZM181 170V171H180ZM221 170H223V171H221ZM233 172H232V171ZM239 172H238V171ZM45 171V172H44ZM112 171V172H111ZM236 171V172H235ZM40 172H42V173H40ZM51 172V174H49ZM101 172V173H100ZM103 172H104V174H103ZM112 173V175H111V173ZM115 172H117V173H115ZM124 172V173H123ZM185 172V173H184ZM32 173V174H31ZM121 173H122V175H121ZM127 173V176L125 175ZM175 173L176 174H178V175H175ZM184 175H183V174ZM242 173V174H241ZM244 173L246 174V175H244ZM46 176H45V175ZM107 174H109V175H111L110 177L112 178V176H114L115 175V177H113L112 179L113 180H111V179H109L110 177H109V175H107ZM114 174V175H113ZM120 175V176H118V175ZM139 174V175H138ZM162 174H163V176H162ZM13 175H15V174H13ZM17 175H18V177H17ZM104 175V176H103ZM116 175H117V177L119 178L118 179V181L115 179V178H117L116 177ZM124 175L128 178V177H130L129 179H126V177H124ZM129 175V176H128ZM138 175V176H137ZM160 175L162 176V177H160ZM48 176V177H47ZM103 176V177H102ZM108 176V177H107ZM245 176V177H244ZM6 177V178H5ZM11 177H12V179H11ZM23 179H21V178ZM26 177H28V178H26ZM44 177L46 178H48L49 179V177H50V179L49 180H47V182H46V179H44ZM53 179H52V178ZM102 177V178H101ZM156 177V178H155ZM159 177H160V179H159ZM9 179L8 181L6 180V179ZM25 178L26 179H28V180H25ZM43 178V179H42ZM68 178V179H67ZM107 179V183H106V185H108L109 183H112L113 181V183L114 184H112L113 186H115L116 187V189H117V194L116 195H111V196H106V195H108V194H104L103 195V193L104 192H102V190L100 189V185L102 184V183H105V181H103L102 182V180H104V179ZM125 178V179H124ZM163 180H162V179ZM5 179V180H4ZM60 179V180H59ZM63 179V180H62ZM154 179V180H153ZM10 180H11V182H10ZM56 180V181H55ZM59 180V181H58ZM108 180L110 181V182H108ZM125 180V181H124ZM152 180H153V182H152ZM251 180H248V181H251ZM264 180V179H263ZM24 181V182H23ZM45 181V182H44ZM53 181H54V184H53ZM67 181V182H66ZM129 181H131L133 184H129V183H131V182H129ZM39 184H38V183ZM55 182H57V184L55 183ZM100 182H101V184H100ZM120 182H121V184H123V185H119L120 184ZM123 182V183H122ZM126 182V183H125ZM129 182V183H128ZM261 182L264 184V181H262L261 180ZM14 183V184H13ZM16 183V184H15ZM24 184L25 183V187H22V184ZM27 183V184H26ZM29 183V184H28ZM63 183H65V184H63ZM87 183H86V185H87ZM164 183V184H163ZM34 184V185H33ZM36 184V185H35ZM116 184H118V185H116ZM129 184V185H128ZM160 184V185H159ZM33 185V186H32ZM90 185H92L93 187H91ZM103 185V184H102ZM20 187H21V190H19L20 189ZM31 187L33 188V190H31ZM103 187H105V185L104 186H102L101 188H103ZM120 187V188H119ZM132 188V189H129V188ZM13 188L14 189H16L15 190V192L13 191ZM18 188V189H17ZM29 189L28 191H27V189ZM89 188H88V190H87V186H86V188H85V190H87V191H89ZM91 188H93V190H91ZM124 190H123V189ZM6 191V193H5V191ZM98 190L99 191H101V192H98ZM130 190H131V192H130ZM19 191H21V193L19 192ZM27 191V192H26ZM29 191H32V192H30L29 193ZM40 191V190H39ZM87 191H86V194H89V193H87ZM123 191V192H122ZM126 191L128 192V194L126 195ZM23 192V193H22ZM25 192V193H24ZM17 193V194H16ZM32 193V194H31ZM100 193H102V194H100ZM125 193V194H124ZM21 194V195H20ZM131 194V195H130ZM20 195V196H19ZM110 195V194H109ZM120 195V196H119ZM25 196V197H24ZM117 196H118V198H117ZM28 197V196H27ZM99 197V198H98ZM103 197V199H101ZM112 199H111V198ZM7 198V199H6ZM14 198V199H15ZM43 198V197H42ZM41 198V199H42ZM96 198V199H95ZM45 199V198H44ZM123 199V200H122ZM25 201V200H24ZM42 201V200H41ZM2 202V203H1ZM29 202H30V200H29ZM44 202V201H43ZM42 202V203H43ZM95 202V203H96ZM94 203V204H95ZM92 204H93V202H92ZM98 205V204H97ZM127 205V206H126ZM41 207V206H40ZM40 207H39V209H40ZM123 207H128V209H126V208H123ZM129 208H130V210L132 211V212H130L129 211ZM39 209L37 210V211H39ZM122 209H124L125 210V214L126 215H128V216H130L131 218H134V220H133V227H137L136 228V231H140L143 235H141V233H139V235L140 236H145L146 238H144V237H140L139 235H137V234H135V235H137V236H139V238H135V236H134V233L133 232H130L129 233V235H128V239L126 238V241H125V247H124V245L121 247V249L119 250L118 248H115V250L114 249H103V251L101 250V248H99L100 247V245H109V244H111L112 242H110L111 240H113V238L112 237H109V236H103V238L101 237V238H99V239H97V240H95V242H97V243H93V245H92V247H87V248H82V246H81V248H79L80 246V243H82L81 241L79 242V240H74V239H65V240H63L62 242L61 241H59L61 244H59V242H57V244L55 243V244H51L50 246H46V244H44L45 243V237H46V235H48V232L46 231V230H48L46 227H47V223H51L49 226H48V228L51 226V225H53V222L52 221H50L51 219H43V218H45L44 216L41 218V216L40 215H43L42 213L41 214H39V215H35V216H32V214L30 213V216H31V218H33V219H30L29 217H27V218H23V217H19V218H14V219H12L11 220V222H9L10 223V225L8 224V222H7V226L5 225V222L3 223V221L1 220L0 221V233H3L2 235L3 236H1V234H0V237H3V239H4V243H3V245H2V247H1V249H0V264H19L18 262V259L20 260V258H18L21 254V256H26V257H30V258H32V259H34L35 261L37 260V263L38 264H42V263H39V261L40 262H45V261H47V260H52V262L54 263V264H57V263H59V264H62V261L63 262H68L69 264H88L89 262V264H95V262H93V261H95L96 260V262L98 263V264H132V262L134 263L135 262V264H143L144 262H146V261H148V259H149V261L146 263V264H179L180 263V261H179V259H180V255L179 256H177L178 254L177 253H179V251L180 250H176L177 248L176 247H174V246H172V242H170L171 240L170 239H168L167 238V240H166V237L165 238H162L163 236H160V235H158V236H160L161 237V240H160V237H159V240L160 241H157L155 238L157 237L156 235L158 234V232L159 231H157V229L158 228H160L161 229V227L162 226H160V227H158V223H157V219L159 218V220L158 221H161L162 223L164 222L163 220H166L167 218L169 219L170 217H172V215L170 216V214L168 215H166V213H165V216H166V218H165V216L163 217V215H164V213L163 214H161V212L160 213H158V216L156 215V217H155V214L157 213V212H154V213H148V212H146V211H142L141 209H133V208H131L130 206H128V204L126 203V201H125V203L123 202L122 203ZM134 210H136V211H134ZM33 211H35V213H36V210H33ZM33 211H32V213H33ZM126 211H128V213H126ZM40 212H41V209H40ZM130 212V213H129ZM133 212H135V213H133ZM140 212H143V213H141L140 214ZM34 213V214H35ZM39 213V212H38ZM135 214V215H137V214H139L138 216H134V215H131V214ZM130 214V215H129ZM145 214V215H144ZM150 214H152V217H151V219H150ZM159 214H161V215H159ZM173 214V213H172ZM29 215V214H28ZM174 215V214H173ZM37 216H40V221H39V217L37 218ZM132 216H134V217H132ZM141 216L142 217H144V219H145V222H144V219H143V221H141L142 219H141ZM163 217V218H162ZM174 217V216H173ZM172 217V218H173ZM23 220H22V219ZM30 219V221H28V224H29V226L32 228V231H33V234H31L32 233V231H31V233H27L26 234V232H24V230H23V228H22V225H23V222L26 220V219ZM171 218V219H172ZM15 219H16V222H15ZM19 219V220H18ZM136 219V220H135ZM160 219H162V220H160ZM167 219V220H168ZM21 220V222L19 223V221ZM42 220H44L43 222H42ZM45 220H47V221H45ZM170 220V219H169ZM259 220V219H258ZM258 220H257V218H256V220H255V218H253V219H251V224H250V222H248V225H250L249 227H248V229H247V223H245L244 225H242L241 227L242 228H240L239 230H237L236 232H235V234H233L232 235V237L231 236H229L230 237V239H228L227 240V242L225 243V245L223 246L222 245V248H223V250L221 249V248H219V249H221L222 251H221V254H220V252H219V249H218V252H219V255H216V257H215V260H214V262H213V264H227V263H233V264H237V261H238V264H240L241 262H244V263H241V264H264V235H263V237H262V240H261V245L256 249V250H254V248L255 247H252L251 246V242H253L252 240H250L249 238H248V232H249V230H250V228H251V226L253 225V224H255V223H257L258 222ZM33 221V222H32ZM192 219H191V223L190 224H193L194 223V221H193V223H192ZM257 221V222H256ZM1 222L3 223V224H1ZM15 222V223H14ZM35 222V223H34ZM37 222V223H36ZM253 222V223H252ZM27 223V220H26V222H25V224ZM39 223H41V227L40 226H38L39 225ZM45 223V224H44ZM263 223H264V220H263ZM12 224H14V226L12 225ZM44 224V225H43ZM47 224V225H46ZM148 224V225H147ZM161 224V223H160ZM195 224V223H194ZM193 224V225H194ZM34 225V226H33ZM143 225H145V227L143 226ZM2 226H4V227H2ZM13 226V227H12ZM21 226V227H20ZM44 226H46L45 228H46V230H44L45 228H44ZM139 226V227H138ZM192 226V225H191ZM195 226H197L196 224H195ZM195 226H193L194 227V229H193V227L191 228L190 226V228H191V234L193 235H191L193 238H200L201 236H203V234H205L206 233V231H204L205 229H203V227L202 226H200L201 228H199V225H198V227H195ZM243 226H245L244 228H243ZM10 227H12V228H10ZM35 229H34V228ZM2 228V229H1ZM39 228H44L43 230L41 229H39ZM138 228H140V230L138 229ZM144 228V229H143ZM196 228H197V230H196ZM7 229V230H6ZM22 229V230H21ZM203 231H201V230ZM11 230V231H10ZM50 230V229H49ZM48 230V231H49ZM148 230H150V231H148ZM159 230V229H158ZM199 230V231H198ZM246 231V233L245 232H243V231ZM248 230V231H247ZM5 231H7L6 233L7 234H9L10 236H6V237H8V239L5 237ZM21 231V232H20ZM36 233H35V232ZM41 231V232H40ZM45 231L47 232V234L45 233ZM143 231V232H142ZM145 231V232H144ZM152 231H156V232H153L152 234H156L155 236L154 235H152V237L151 236H148V235H150L151 234V232ZM201 231V232H200ZM244 233V235H243V233ZM43 232V233H42ZM131 233H132V235H131ZM196 233V234H195ZM203 233V234H202ZM5 234V235H4ZM13 235V237H12V235ZM31 234V235H30ZM44 234H46L45 236H44ZM147 234V235H146ZM28 235H29V237L31 238H29L28 237ZM34 235V236H33ZM194 235L196 236V237H194ZM199 235H200V237H199ZM23 236H24V238H23ZM27 238H26V237ZM33 236V237H32ZM36 236V237H35ZM41 236V237H40ZM132 238H131V237ZM133 236H134V239H133ZM153 236H154V238H153ZM228 236V235H227ZM226 236V237H227ZM11 237V238H10ZM39 237V238H38ZM225 237V238H226ZM242 237L244 238V241H243V239H242ZM10 238V239H9ZM36 238L37 239H39V242L38 241H36ZM43 240H42V239ZM130 238H131V240H130ZM143 238V239H142ZM228 238V237H227ZM246 238H247V240H246ZM25 239H27V241L28 242H26V240ZM29 239H30V241H29ZM153 239V242L156 240V242H154V244H155V246L157 245L156 243L157 242H159L158 243V246H156V248H154V244H153V246H152V244H151V242L152 241H150V240H152ZM162 239H163V241H162ZM239 239V240H238ZM242 239V240H241ZM35 240V241H34ZM102 240V241H101ZM128 240V241H127ZM142 240V242H146V241H148L149 242V244H148V242H146V243H142V242H140ZM164 240H166L167 241V244H169V245H171V247L169 246V245H164L165 243H164ZM170 240V241H169ZM226 240V239H225ZM224 240V241H225ZM6 241V242H5ZM106 241H107V243H106ZM139 241V242H138ZM165 241V242H166ZM236 241V245L234 244V242ZM14 242V244H19L18 246L17 245H15L14 246V244H12ZM26 242V243H25ZM40 242H42L43 244H44V248H43V244L42 243H40ZM108 242H110V243H108ZM128 244H127V243ZM131 242V243H130ZM161 242H163L162 244H161ZM170 242V243H169ZM247 242H249V244L247 243ZM36 243V244H35ZM66 243V244H65ZM134 243V246H129V244L130 245H132ZM224 243V242H223ZM232 243V244H231ZM239 243V244H238ZM244 243H246V244H248V246L246 247V244H244ZM33 244H34V246H33ZM42 244V245H41ZM64 244V245H63ZM72 244H74V246L72 245ZM98 244H99V246H98ZM139 244V245H138ZM12 245V246H11ZM22 245V246H21ZM61 245V246H60ZM66 245V247L64 248V246ZM68 245V246H67ZM71 245V246H70ZM82 245V244H81ZM138 245V246H137ZM160 245H161V247L163 248V250H162V248L160 247ZM234 245H235V248H234ZM21 246V247H20ZM46 246V247H45ZM56 246H58V247H56ZM63 246V247H62ZM94 246H95V249H96V247H98L96 250L94 249ZM143 246V247H142ZM149 246H150V249H147V248H149ZM164 246V247H163ZM169 246V249L168 248H165V247H168ZM233 246V247H232ZM244 246V249L242 248ZM19 247V249H17V248ZM27 247V248H26ZM35 247V248H34ZM52 249H51V248ZM56 247V248H55ZM60 247V248H59ZM71 247V248H70ZM134 247V248H133ZM141 247H142V250H139V249H141ZM147 247V248H146ZM160 247V248H159ZM173 247V248H172ZM16 248V250H14ZM23 248V249H22ZM51 250H50V249ZM77 248H79V251H77L78 249ZM94 250H92V249ZM124 248V249H123ZM139 248V249H138ZM157 248H159V250L157 249ZM175 248V249H174ZM232 248H234V250L232 249ZM245 248H247L248 250H246ZM252 248V249H251ZM260 248H263V250L262 251H259L260 250ZM11 249V250H10ZM25 249V250H24ZM30 249V250H29ZM49 249V250H48ZM67 250V252H66V250ZM69 249V250H68ZM81 249V250H80ZM85 249V250H84ZM144 249H147V250H145V252H143L144 251ZM152 249H155V251H153ZM174 249V250H173ZM235 249H236V252H235ZM238 249V250H237ZM239 249H241L240 250V252H239ZM64 250H65V252H64ZM73 250H74V252H75V256H73L72 254H74V252H73ZM97 250H98V253H97ZM119 251L118 253H117V251ZM136 250H138L141 254H142V257L144 258V259H142V257H140L141 256V254L139 253V252H136L135 253V251ZM166 250L169 252V254H168V252H166ZM175 250L177 251V253H175ZM233 252H232V251ZM14 251V252H13ZM25 251V252H24ZM31 251H33L34 253H32L31 254ZM53 251H56V252H53ZM78 252V254H77V252ZM93 252L94 253V255H93V253H91V252ZM100 251H101V254L102 255H99V253H100ZM105 251V252H104ZM163 251H164V253H163ZM238 251V252H237ZM248 251V252H247ZM11 252V253H10ZM19 253L20 255H18V257H16L15 255H16V253ZM59 254H58V253ZM61 252V253H60ZM68 252L71 254H68ZM86 252L89 254H91V255H88V256H86L85 254H86ZM111 252V253H110ZM116 252V254H114ZM143 252V253H142ZM150 252H152L151 254H150ZM158 252V253H157ZM226 252H229L230 254H228L227 255V253ZM257 252H258V254H257ZM17 253V254H18ZM96 253V254H95ZM124 253V254H123ZM136 255V257H135V255ZM148 253H149V256H148ZM161 253V254H160ZM172 253H175V254H177V255H175V257H173L172 255H170V254H172ZM184 254L185 255V253H183V251L181 252L180 251V254ZM240 253V254H239ZM242 253V254H241ZM249 253V254H248ZM262 253V254H261ZM56 254V255H55ZM98 254V255H97ZM104 254L105 255H107V256H104ZM128 254H129V256H128ZM131 254V255H130ZM153 254V255H152ZM154 254H156V255H154ZM224 254H226V256L224 255ZM63 255V256H62ZM68 255V256H67ZM79 255V257L77 258V256ZM95 257V256H97L96 258H94L93 256ZM108 255H110V256H108ZM120 257H119V256ZM124 255V256H123ZM137 255L139 256V257H137ZM145 255H146V257H145ZM183 255V256H184ZM192 255V254H191ZM190 255V256H191ZM196 255V254H195ZM195 255H192V256H195ZM199 254H197V256H198ZM202 255V254H201ZM231 255V256H230ZM253 255V256H252ZM255 255V256H254ZM74 257V259H73V257ZM86 256V257H85ZM100 256L102 257V259H105V261L104 260H102V259H100ZM117 256V257H116ZM126 257V258H122V257ZM152 256V257H151ZM177 256V257H176ZM211 256V255H210ZM224 256V257H223ZM230 256V260H228L229 258L228 257ZM234 258H233V257ZM263 256V257H262ZM68 257V258H67ZM71 257V258H70ZM87 257H89V258H87ZM108 257V258H107ZM116 257V258H115ZM134 257V259H132ZM187 257V256H186ZM199 257V256H198ZM200 257H202V256H200ZM199 257V258H200ZM205 257V256H204ZM212 258H214V255H212L211 256ZM58 259L59 260V262H55V260L54 259ZM60 258V259H59ZM85 258V259H84ZM93 258V259H92ZM97 258H98V260H97ZM111 258L114 260H111ZM119 258V259H118ZM121 258H122V261H121ZM128 258V259H127ZM130 258V259H129ZM138 259L139 258V260L138 261H136V259ZM140 258H141V261H140ZM146 258H148V259H146ZM178 258V259H177ZM184 258H185V256H184ZM188 258H190V257H188ZM192 258V257H191ZM194 258V257H193ZM192 258V259H193ZM197 258V257H196ZM203 258V257H202ZM208 258H210L209 257V255H208ZM228 258V259H227ZM232 258H233V261H235V262H231V260H232ZM237 258V259H236ZM254 258V259H253ZM263 258V259H262ZM72 259H73V261H72ZM76 259V260H75ZM183 259V257L181 258V260ZM195 259V258H194ZM211 259V258H210ZM209 259V260H210ZM241 259V260H240ZM244 259V260H243ZM246 259V260H245ZM249 261H248V260ZM252 259V260H251ZM81 260V261H80ZM84 260H86L85 261V263H84ZM92 260V261H91ZM102 260V261H101ZM106 260H107V262H106ZM125 260V261H124ZM146 260V261H145ZM191 260V259H190ZM195 260H197V262H198V258L197 259H195ZM194 260V261H195ZM200 260V259H199ZM209 260H207L206 259V261H208V263H209ZM225 260V261H224ZM243 260V261H242ZM255 262H254V261ZM259 262V263H257V261ZM21 261V260H20ZM50 261H49V264H51L50 263ZM57 261V260H56ZM77 261V262H76ZM120 261V262H119ZM172 261H173V263H172ZM178 261V262H177ZM193 261V262H194ZM212 261V260H211ZM210 261V262H211ZM224 261V262H223ZM230 261V262H229ZM61 262V263H60ZM119 262V263H118ZM126 262V263H125ZM149 262H151V263H149ZM251 262V263H250ZM47 263V262H46ZM46 263H44V264H46ZM199 263H203V264H205V263H207V262H203V260H202V262H199ZM48 264V263H47ZM64 264H66V263H64ZM210 264H212V262L210 263Z\"/></svg>", "mask_w": 264, "mask_h": 264}]
</instances>
